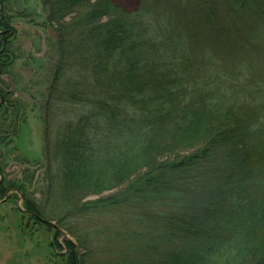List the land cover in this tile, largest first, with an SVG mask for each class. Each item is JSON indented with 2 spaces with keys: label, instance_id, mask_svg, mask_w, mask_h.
<instances>
[{
  "label": "trees",
  "instance_id": "16d2710c",
  "mask_svg": "<svg viewBox=\"0 0 264 264\" xmlns=\"http://www.w3.org/2000/svg\"><path fill=\"white\" fill-rule=\"evenodd\" d=\"M6 1L0 76L15 61ZM42 5L45 145L6 179L25 120L0 80V196L72 240L59 264H264V0Z\"/></svg>",
  "mask_w": 264,
  "mask_h": 264
},
{
  "label": "rangeland",
  "instance_id": "374dc122",
  "mask_svg": "<svg viewBox=\"0 0 264 264\" xmlns=\"http://www.w3.org/2000/svg\"><path fill=\"white\" fill-rule=\"evenodd\" d=\"M139 1L112 0L114 5L128 12ZM42 3L43 0H7L1 8L4 15L10 18L13 35L9 41L15 61L10 67V75L0 76V80L13 93L12 99L21 104L20 119L25 120L19 139L14 140L10 147L14 152L5 161V176L12 182L19 180L21 172L27 167L20 165V160L41 159L45 145L46 126L41 107L50 82L51 65L55 61L51 45L55 34L52 30L54 27L50 28L44 23L46 12ZM43 173L44 170H40L34 180L39 184L35 186L38 191ZM97 198L90 197L86 201ZM20 202L21 198L13 192L0 196V264H59V257L69 255L64 249V241L72 240L64 232L59 231L56 236L53 227L47 229L35 225L22 216L18 212Z\"/></svg>",
  "mask_w": 264,
  "mask_h": 264
},
{
  "label": "water",
  "instance_id": "95a60500",
  "mask_svg": "<svg viewBox=\"0 0 264 264\" xmlns=\"http://www.w3.org/2000/svg\"><path fill=\"white\" fill-rule=\"evenodd\" d=\"M18 209H19V211H20V212H22V210H21L20 208H18ZM52 227H53V229H55V228H56V227H55V226H53V225H52Z\"/></svg>",
  "mask_w": 264,
  "mask_h": 264
}]
</instances>
